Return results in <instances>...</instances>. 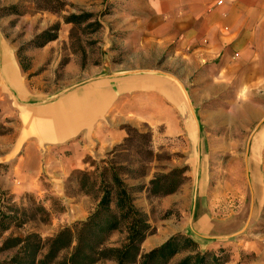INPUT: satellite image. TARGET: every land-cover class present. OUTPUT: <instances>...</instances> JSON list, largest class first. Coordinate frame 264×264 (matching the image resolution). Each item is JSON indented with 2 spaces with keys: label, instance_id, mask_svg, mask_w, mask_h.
<instances>
[{
  "label": "crops",
  "instance_id": "0c3cea01",
  "mask_svg": "<svg viewBox=\"0 0 264 264\" xmlns=\"http://www.w3.org/2000/svg\"><path fill=\"white\" fill-rule=\"evenodd\" d=\"M67 1L69 3L63 14L87 11L93 15L85 21L86 24L93 21L101 24L96 29L91 27L90 39L96 46L107 45L112 58L106 66L93 65L90 79L80 82L75 80L58 99L47 98L45 86L31 83L37 80L36 75H33L35 79L29 76L36 65H40L39 62L48 58L50 45L59 42L68 45L73 42L72 29L85 23L68 22L61 15L57 37L39 47L34 43L37 33L29 31L22 39L11 38L5 34L2 24L17 17L19 23L13 27L15 33L20 29V23L26 20L29 25H34L37 20L35 0H6L3 6L26 2L30 9L31 5V12L28 9L27 15L20 18L15 14L0 18V84L23 110L22 127L15 137V143L3 149L6 154L2 153L8 155V159L17 154L18 161L13 171H16L17 164L24 162L26 166L33 164L35 169L39 164L41 166L38 151L42 144L72 149L74 154L71 158L75 160L71 162H81L87 153L81 143L88 142V149L91 141L96 140L94 132L105 115L120 104L125 106L124 102L131 94L139 96L138 105L135 106L144 121L155 126L163 137H182L188 143L189 165H193L197 157L196 148L193 150V147L198 135L191 115V101L200 102L195 94L201 91L209 94L215 91L213 86L225 83L235 86V92L245 94V106L252 105L258 110L251 120V124L256 123L257 128L248 140L247 152L236 149L235 156L230 157L229 162L235 159L241 169L244 164L247 167L251 196L249 203L245 198L242 204L251 205L249 217L255 218L263 211L264 0ZM101 2L111 5L110 13L103 18L99 17ZM102 30L106 33L101 43L99 35ZM120 43L130 46L131 52L121 63H116L114 59L117 58L113 55ZM167 51L170 54L164 57ZM26 58L31 60L33 68L30 65L29 68L25 67ZM181 61L187 62L183 69L180 68ZM105 68L108 69L107 73L101 74ZM208 68L218 70V73L209 75L206 72ZM68 69H72V66L67 65ZM79 70L76 66L75 74ZM209 76H214L216 81L211 79L205 85ZM201 85L204 86L199 88ZM208 98L204 96V100ZM205 122L211 125L209 120ZM212 136V133L203 136L201 161H196L195 168L198 173L195 185L203 189L202 193H197L198 199L209 206L215 204L212 184L216 176L212 168L216 166L213 148L216 139ZM118 137H122L121 130L113 134L114 140ZM225 140L220 137V141ZM223 151L229 152L228 149ZM3 161L6 160L3 158L0 163ZM13 181L0 179V185L2 189L10 188L15 192L19 185ZM193 185L191 180L185 181L181 185L180 196H173L170 201L175 197L186 199L187 190ZM20 188L43 190L39 185L31 187L22 184ZM202 215L211 222V227L226 218L208 209ZM191 231L201 235L192 228ZM260 241L247 246L253 251L256 246H260L256 250L258 257L251 264H264V235Z\"/></svg>",
  "mask_w": 264,
  "mask_h": 264
},
{
  "label": "rangeland",
  "instance_id": "374dc122",
  "mask_svg": "<svg viewBox=\"0 0 264 264\" xmlns=\"http://www.w3.org/2000/svg\"><path fill=\"white\" fill-rule=\"evenodd\" d=\"M5 2L6 0H0V18L11 17V14L19 18L27 15L29 8L26 2L3 6ZM68 3L67 0H35V24L29 25L26 20L20 23V29L16 33L13 27L19 23L17 17L5 24L0 20V24H3L5 34L11 38L14 36L22 39L29 31L39 35L47 29H51V35L58 34L61 15H64V18L69 16L63 14ZM110 6V3L101 2L100 18L110 13ZM29 11L31 12V5ZM84 13L88 12L83 11L80 14ZM90 23L74 27L71 32L74 41L68 45L60 42L50 45L48 58L39 62L40 65L37 64L29 76L33 79V75H36L37 80L31 83L45 86L47 98L58 99L69 90L75 80L80 82L90 79L93 65L106 66L112 58V55L109 56L107 45L96 46L92 43ZM105 33L106 31L102 30L99 35L101 43L104 42ZM42 40L43 38H36L35 42L38 44ZM130 52V46L118 44L117 52L113 55L117 58L114 62L121 63ZM169 52L171 53L170 48ZM70 53L73 55H69ZM170 53L167 51L164 57ZM186 64V61H181L180 68L183 69ZM24 65L26 68H29V65L33 68L31 60L27 58ZM67 65L72 66V69L67 70ZM76 66L80 69L77 74ZM107 71L105 68L101 74ZM206 72L216 75L218 70L208 68ZM43 73L44 75H41ZM211 79L216 81L214 76H209L205 85ZM213 88L215 91L209 94L202 91L195 94L200 98V102L192 103V99L189 100L198 135L193 147V150L196 148L197 155L193 165H189L188 143L182 137H163L155 126L144 121L135 106L138 105L139 96L131 94L124 102L125 106L120 104L105 115L94 132L93 137L96 140L91 141L88 149V142L81 143L87 151L81 162H71L75 160L71 158L74 154L72 149L65 150L59 145L42 144L38 151L41 166L39 164L35 169L33 164L26 166L24 162L17 164L16 171H13L18 161L17 154L8 159L3 149L15 143V137L22 127L23 110L0 84V160H6L0 163V175H3L0 179H14L13 183L19 185L15 192L10 188L2 189L0 185V213L5 211L16 214L18 220H21L15 221L8 230L0 234V264H15L11 260L18 248L4 249L3 243L7 237L37 232L47 243L48 239L63 227L86 220L97 207L101 190L98 185H83V173H89L92 179L98 178V167L110 163L118 166L119 176L130 188L136 206L146 214L148 222L154 228V233L148 235L142 243L143 253L149 251V248H154V245H161L171 236L182 233L198 241L201 250H214L222 254L224 260H227L226 264H251L255 261L258 257L256 250H259L260 246H256L255 251L247 246L261 242V236L264 235V209L255 218L249 217L251 205L242 204L245 198L249 203L251 196L247 167L244 164L241 169L235 159L231 162L229 160L235 156L236 149L247 152L248 140L257 128V124H251V120L258 110L252 105H244L245 94L235 92V86L224 83ZM204 96L209 98L204 100ZM205 120H209L211 125ZM118 130H121L122 137L114 140L113 134ZM206 133H212V137L216 139L215 143L213 142L216 166L212 168L217 180L214 182L213 179L212 184L215 204L210 206L199 201L197 193H202L203 189L195 185L198 174L195 170L196 161H201L200 150L203 136L208 135ZM220 137L226 140L220 141ZM224 149L229 152L225 153ZM174 169L186 170V182L191 180V183H194L188 188L186 199L175 197L170 201L173 196H180L181 187L168 195H153L150 191L151 180ZM22 184L31 187L39 185L43 190H26L20 188ZM206 209L226 218L211 227V222L206 221L202 215ZM191 228L201 235L192 232ZM127 237L128 221L125 220L120 229L111 234L107 245L122 246L127 242ZM42 252L45 253V250ZM66 253L68 251H64L62 255ZM184 255L185 253L178 254L172 263ZM98 264H116V261L103 259Z\"/></svg>",
  "mask_w": 264,
  "mask_h": 264
},
{
  "label": "trees",
  "instance_id": "16d2710c",
  "mask_svg": "<svg viewBox=\"0 0 264 264\" xmlns=\"http://www.w3.org/2000/svg\"><path fill=\"white\" fill-rule=\"evenodd\" d=\"M91 13L71 14L68 22L82 23L92 17ZM89 25L94 29L101 26L98 21ZM59 28H57L58 31ZM51 29L43 31L36 38H43L42 46L57 37L50 34ZM98 178L84 172L83 185H98L101 197L94 212L84 221L65 226L50 237L47 243L37 232L25 236H10L4 240L3 248H18L12 262L15 264H98L103 259L116 261V264H226L222 254L214 250H201L198 241L192 236L178 233L159 246L147 252L141 246L154 228L146 214L140 210L129 187L119 176L118 166L110 163L98 167ZM186 170L174 169L151 180L153 195H168L176 192L186 181ZM12 210V208H11ZM49 218V216H48ZM128 221L127 242L122 246H109L107 242L112 233ZM18 220L16 214L0 213V234ZM45 250V253L42 251ZM64 251L68 253L62 255ZM180 253L185 255L172 263Z\"/></svg>",
  "mask_w": 264,
  "mask_h": 264
},
{
  "label": "bare ground",
  "instance_id": "6f19581e",
  "mask_svg": "<svg viewBox=\"0 0 264 264\" xmlns=\"http://www.w3.org/2000/svg\"><path fill=\"white\" fill-rule=\"evenodd\" d=\"M49 112H53V111H49Z\"/></svg>",
  "mask_w": 264,
  "mask_h": 264
}]
</instances>
